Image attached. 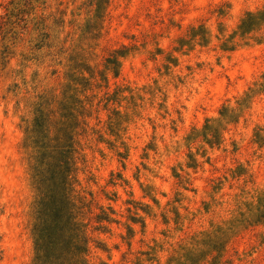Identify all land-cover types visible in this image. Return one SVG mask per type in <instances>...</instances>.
Returning a JSON list of instances; mask_svg holds the SVG:
<instances>
[{"label": "rangeland", "instance_id": "374dc122", "mask_svg": "<svg viewBox=\"0 0 264 264\" xmlns=\"http://www.w3.org/2000/svg\"><path fill=\"white\" fill-rule=\"evenodd\" d=\"M42 103L115 212L87 264H264V0H0V264H33Z\"/></svg>", "mask_w": 264, "mask_h": 264}, {"label": "trees", "instance_id": "16d2710c", "mask_svg": "<svg viewBox=\"0 0 264 264\" xmlns=\"http://www.w3.org/2000/svg\"><path fill=\"white\" fill-rule=\"evenodd\" d=\"M114 65L119 67L117 60ZM33 111V119L24 120L23 142V147L31 150L29 164L36 194L33 264H87L84 258L90 252L91 242L89 224L85 223L87 213H91L92 207L100 209L101 215L95 218L99 224L96 230L106 232L104 223L116 222L112 218L115 212L113 209L109 213L104 211L91 193V200L86 202L76 190V155L79 152L76 130L81 121L73 116V126H60L44 103L36 105ZM80 116L85 117V114ZM82 124L87 126L85 122ZM98 245L107 251L101 243Z\"/></svg>", "mask_w": 264, "mask_h": 264}]
</instances>
